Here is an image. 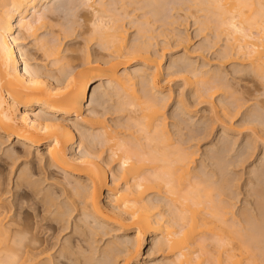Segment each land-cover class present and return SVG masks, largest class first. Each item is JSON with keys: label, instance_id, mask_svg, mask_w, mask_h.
Returning a JSON list of instances; mask_svg holds the SVG:
<instances>
[{"label": "bare ground", "instance_id": "6f19581e", "mask_svg": "<svg viewBox=\"0 0 264 264\" xmlns=\"http://www.w3.org/2000/svg\"><path fill=\"white\" fill-rule=\"evenodd\" d=\"M60 1L64 0H0V143L17 139L15 148L0 158V166L9 160L13 172L18 161H30L33 150H37L34 157L40 164L38 170L64 171V180L58 184L68 194V206L65 201L64 205L55 201L49 189L39 191L41 183L33 180L35 167L22 169L14 185L16 190L27 192L28 189L41 200L43 210L51 213L50 218L60 224L73 209L86 216L85 219L95 220L91 221L97 226L90 228L94 235L101 229L106 231L111 224L125 230L134 227L137 242L126 236L123 242L114 238L115 241L105 243L102 248H94L96 241L92 240L95 241L91 242L92 249L87 246L91 240L86 237L82 240L88 242L87 249L81 238L73 243L69 239L68 244L56 249L57 243L41 240L39 233L36 235L21 222L17 212H12L18 203L3 201L7 191L0 176V264H92L99 257L103 258L99 264H118L122 255L126 259L121 263L131 264L148 233L159 250L171 252L169 264H264V186L258 183L260 186L254 191L261 198L256 205L237 214L221 197L226 192L224 189H228L225 173L224 180H219L221 176L212 179L205 172L204 175L192 170L196 153L174 140L167 126L163 98L156 95L162 92L159 79L162 64L150 51L155 36L148 35L147 41L139 36L130 44L121 24L125 19H136L137 15L128 9L129 4L148 6L153 17H158L163 1L167 0H161L163 3L160 0H65L75 14L83 11L82 27L88 34V42L94 41L107 52L96 60L86 54L81 71L77 70L73 57L68 59L61 54V39L55 38L53 42L39 39L40 29L49 28L45 20L47 11L52 12L49 6ZM175 5L195 10L194 21L200 24L201 32L212 28L217 39L225 38L224 58L248 61L251 70L264 78V0H180ZM136 20L142 26L149 25L140 16ZM76 30L75 25H70L64 39L72 37ZM143 30V38L153 32L150 27ZM23 31L34 38L46 58H52L60 73L64 67L74 73L63 80L59 75L51 77L46 65L39 64L33 70L29 51L23 52L20 47ZM133 58L141 59L146 65L152 63L155 69L151 73L143 66L129 70ZM120 66L124 68L122 72ZM207 74H198L201 83L208 80ZM97 82L100 83L93 89L92 104L97 102L99 91L102 101L114 102L113 114H117L118 120L115 125L108 123L106 113L96 110L84 113L89 90ZM216 88L225 87L218 84ZM103 103L97 104L103 106ZM76 131L80 133L79 147L90 138L100 144V149L92 148L82 154L74 152ZM42 145L45 147L40 149ZM106 149L108 165L103 163ZM112 163L118 166L116 171L109 168ZM52 171L50 175H55ZM109 173L113 178L110 187ZM105 189L113 197L108 207L102 202ZM164 207L168 210H162ZM96 254L98 258L94 257Z\"/></svg>", "mask_w": 264, "mask_h": 264}, {"label": "rangeland", "instance_id": "374dc122", "mask_svg": "<svg viewBox=\"0 0 264 264\" xmlns=\"http://www.w3.org/2000/svg\"><path fill=\"white\" fill-rule=\"evenodd\" d=\"M162 1L161 3L165 2V4L169 1L171 3L169 2L170 4L167 5L162 4L164 7L161 5V7H163L161 10L162 14L160 13L158 17H153L150 7L148 6V8H143V4H140L142 7H140L139 4L137 6H131V4H129L128 9L132 11L133 15L140 16V20H148L149 25L142 26L138 22V26L136 22V19H138L137 16L136 19L133 17L135 21L132 18L125 19L121 24L122 26L124 25L123 29L127 31V39L130 44L133 43L134 40H137L139 36L141 37L139 39L145 41L148 40V35L155 36V38L151 40L154 46L151 47L150 51H152L151 53L156 56V58L158 57V59L161 60L162 64V74L159 77L162 92H157L156 95H159V99L163 98V103H161L165 105L164 112L167 117V126L171 135L175 138L174 140H179L177 141L179 145L189 148V150L196 153L195 162L192 167L193 171L195 169V171L202 174L205 172L206 176L209 177L211 175V177H213L212 179H218L221 176L222 178L220 177L219 180H224L227 176L226 178H228V180H226L229 181H226L228 189H224L227 193L224 192V195L222 194L223 196L221 197L227 201H224V204L227 203L226 205H229L230 208L232 207V210L239 214V211L244 208L249 209L251 206L253 208L256 205L257 200L261 198L256 196L254 191L261 184L264 186V78L256 75V73L251 70L252 68L248 61L234 62L224 58L225 38L220 37L217 39V37H215V29L212 28L201 32L200 24L198 25L194 21L193 15L196 14L195 10H189L186 5H175V3L177 4L180 0ZM64 3L65 0L60 1L56 5L54 2H52V4L50 3L52 7L51 5L49 7L52 9L53 13L51 10L49 12L47 11L45 19L49 28L40 29L39 39L48 38L50 42H53L55 38L61 39V54L63 56H68V59L73 57L74 63L79 67L77 70H80L82 69L80 65L83 63V57L86 54H88L91 59L96 60L98 57L107 54V52L102 50L98 44H94V41L91 43L88 42V34L85 33V27H82L85 23L81 16L83 11L80 10L81 13L78 11V13L75 14L70 9L71 7ZM53 5H55V7ZM144 5L146 4L144 3ZM133 6L135 7L133 8ZM138 6L143 9L139 10L140 8ZM53 8L57 9L56 12L53 11L55 10ZM135 8H138V10ZM80 17L82 19H80ZM70 25H75L77 30L72 37L64 39L66 28L70 27ZM147 27L152 28L153 32L146 34L145 38H143V28L145 29ZM18 32L19 30L15 34H18ZM20 35V47L23 52L29 51L31 55L29 62L33 70L37 69L40 65H46L51 77H57V75H59L63 80H66L69 74L71 75V73H74L73 70L71 71L68 67H64L62 73H60L58 71L59 67L54 64L52 58H46L47 56L44 51L39 49L32 36L25 31ZM98 64L102 68L105 67L100 63ZM138 67L146 69L148 73H151L155 69L154 64L151 63L146 65L138 58H133L129 61V70ZM119 70L122 72L124 70L123 66H120ZM65 71L66 73H64ZM200 72L204 74L208 73V80L203 81V83H201L202 81H200L198 77ZM103 82H106V80ZM99 83L100 82L95 83L89 90L84 105V113L90 114L92 110H96L100 114L106 113L105 116L108 117V123L115 125L118 120L117 114H113L116 106L114 102L108 101L105 103V101H102L103 98H101V95L99 96V93L101 94L99 91L97 96L98 99H96L97 102L92 104L93 89ZM218 84L219 86L223 85L226 89L223 88L222 90H218L216 88ZM98 101L99 103L104 102V105L99 106L97 104ZM113 104L115 106H113ZM54 114V112H49V115ZM80 130L82 129L80 128ZM76 135L77 143L74 146V152L82 154L88 152L92 148L95 150L100 149V144L90 141V138L87 139L82 147H79L80 133L76 131ZM16 141L17 139L0 143V158H5V152L15 148L17 144ZM44 147L45 146L42 145L40 149ZM105 151L106 157L103 160L104 162L102 161L103 163L106 162L109 155L107 149ZM33 152L36 156L38 151L33 150ZM34 155L28 162L18 161L13 168V172L11 171L12 167H10L11 162L9 160H6L5 163L1 162L0 176L4 181V190L7 192L10 190V192H5L6 194L2 196L3 201L5 202L6 199V201L10 203H18L15 205L16 207L13 206L12 212L18 213L17 215L26 227L28 226L29 229L31 228L30 230L35 231V234L39 233L38 237H40L41 240L48 239L52 244L57 243L56 249L59 248L60 245L68 244L67 242L69 239L73 243V241L75 242L76 240L80 242L79 239L81 238L82 242L86 237L89 238V241L91 240L89 242L90 246L88 242L84 241L81 243L83 247L85 245L86 249L87 246L92 249L94 246V248H102L101 246H105V243H110L114 238L119 242L120 240L123 242L126 236L130 238V241L134 243L137 242L136 236H134V227H129L125 230L115 224L108 226L105 224L104 226L108 227H106L107 230L104 231L101 229L97 232L95 231L96 233L94 235L90 228H95L97 226V224H95L96 222H94L95 220L87 218L86 220L84 218L86 216L79 215V213L73 209H71L72 212L70 216H66L68 219L60 224L61 222L59 223L50 218L52 216L51 213L43 210L44 208H42L41 200L29 192L28 189L27 192L22 189L19 191L16 190L14 185L22 169H29L32 167L31 169L34 170L35 167V176H33V180H37L39 184L41 183L39 186L37 182L40 188L39 191L45 192L49 189L50 191H48L52 195L54 193L53 197L58 203L60 202L63 204L65 201V204L69 202L68 194L64 191L63 185L61 187V184H58V182L60 183V181L64 180V171L51 170L55 175H50L51 171L44 173L38 170L40 164ZM105 165H108V163H105ZM114 165L115 164L112 163L109 165V168L116 171L118 166ZM218 173H220V175ZM34 174L32 171V175ZM214 176H216V178ZM46 178L50 179L46 180ZM108 183L109 187L113 186L112 173H109ZM119 187H121V185ZM231 191L234 195H232L233 193ZM43 192H41V195ZM109 195V190L105 189L102 201L105 207L109 206L113 198ZM256 197L259 199H256ZM161 199L164 200L162 197ZM66 204L68 206L69 203ZM17 206L23 207L17 208ZM54 208L55 207H53L52 210H55ZM66 210H68V208ZM162 210H168V207H164ZM81 219H83V221ZM89 220L94 221L90 222ZM83 222L88 223L85 224ZM90 225L92 226L90 227ZM61 228L63 231L60 230ZM103 233L105 235H103ZM81 235H83V237ZM161 236L162 235L159 234L158 237L160 238ZM152 237L150 233L146 235L145 239L141 237L143 240L141 251L137 255V258L131 261V264L170 263L172 259L171 252L167 249L159 250L156 245L151 242ZM92 240L96 241H94V246H91V244L94 243ZM86 249L84 250L86 251ZM94 257L98 258L99 254H96ZM101 259L103 260L102 257L98 258L99 261L93 259L94 262L91 263L99 264L102 262ZM125 259L124 255L119 256L117 260V262L119 261L118 264L121 262L123 263Z\"/></svg>", "mask_w": 264, "mask_h": 264}]
</instances>
